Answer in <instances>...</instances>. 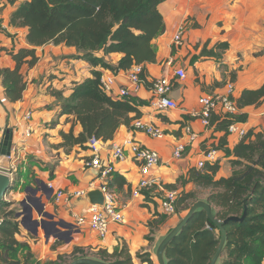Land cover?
I'll list each match as a JSON object with an SVG mask.
<instances>
[{
    "label": "crops",
    "instance_id": "1",
    "mask_svg": "<svg viewBox=\"0 0 264 264\" xmlns=\"http://www.w3.org/2000/svg\"><path fill=\"white\" fill-rule=\"evenodd\" d=\"M14 1L16 3L0 0L1 67L14 65V60L8 51L30 46L26 38L27 28L10 24L13 10L22 0ZM159 9L164 17L166 30L154 40L157 50L156 61L146 64V67L149 76L153 79L163 75L172 78L170 95L179 102L180 109L158 111L147 105L141 107L142 118L156 123L166 131L167 135L162 140L151 138L142 131H133L123 125L115 136L107 141L109 144L112 142L122 144L128 136L134 134L144 145L158 148L162 162L153 172L160 179V183L166 185L176 183L178 177L186 175L191 167L197 168V162L202 158L203 153L216 148L225 134L224 131L216 129L218 120L212 125L203 124L199 116L201 107L198 98L202 95L222 93L229 83L235 86V97H239L244 89H256L264 84V0H163ZM182 23L187 30L184 43L176 45L173 36ZM222 41H227L229 47L225 51L217 49L221 54L219 58L202 55L205 49L216 50L215 45ZM38 54L40 59L34 67L25 64L22 68L27 81L22 99L10 102L0 77V150L4 131L7 128L14 129L12 155L1 156V164L5 169H10L9 173L7 170L5 173L17 178L18 174L28 172L29 177H32L31 172L34 171L37 185L41 188L49 187V184L55 189L68 191L77 189L89 191L100 188L99 182L95 187L91 185L93 180H96L98 172L86 169L83 165L85 157L90 154L89 149L75 148L67 153L59 145L63 141L60 131L70 130L73 126V116L68 118L67 115L62 114L61 102L51 93V89L55 88L63 91L64 96H70L77 82L91 76V66L85 60L75 58L78 52L71 46L49 43L38 48ZM102 54L101 52L100 55ZM195 57L198 58L194 60ZM120 58L121 54L118 53L107 56V59L113 62H117ZM178 68L186 69L185 79L175 75ZM99 69L111 73L106 69ZM115 76L117 86L128 83L125 73ZM151 94L146 87L139 96L147 100L151 98ZM30 111L32 117L27 120L25 116ZM242 111L248 113L245 124L249 129L264 132V103L258 107H246L240 110L239 114ZM188 124L197 131L198 137L189 146L184 158L176 160L172 156L173 145L184 137V128ZM28 127H31L33 132L29 139H25L24 134ZM74 128L76 131L82 129L79 124L74 125ZM226 134L228 147L233 149L239 140L229 135L227 131ZM217 156L220 169L216 178L231 176L232 156H226L223 149H217ZM114 164L115 174L111 176L109 189L115 193L126 221L112 224L104 238L89 227L78 226L72 221L75 225L72 243L93 251L107 249L112 253L120 246V242L124 241L130 249L134 262L144 264L137 257V253L150 252L155 259L158 245L167 234L164 229L159 230L154 227L152 231L149 226L150 221L159 218L158 212L163 213L159 203L164 191L159 185H154L149 189H142V194L136 197L133 190L141 177L138 164L132 158L123 162L114 160ZM120 179L126 181L122 186L117 182ZM23 182L24 179H21V183ZM198 187L200 186L191 182L185 189L191 191ZM14 188L15 186L7 193L9 201L13 202L12 206L16 201L20 203L23 196H26L22 192L21 184L17 189ZM180 190L178 189V192ZM38 196L42 197L46 210L55 215L56 220L69 219L63 215L67 211L66 214L76 221L70 210L78 212L91 205L86 195L72 200L69 209L65 206V202L57 204L53 198L48 199L42 190L39 191ZM50 206L53 210L49 208ZM55 208L58 209L59 214L55 213ZM34 217L40 219L37 211H34ZM22 229L26 231L25 228ZM44 234V229L40 228L34 240L42 236L41 242L44 241L47 250L52 253L55 251L52 246L56 245L57 240L54 235L46 238ZM148 236L152 240L148 239ZM17 239L32 243L24 233L17 234ZM58 250L56 249L57 252ZM56 254L54 257L57 256ZM52 258L48 257L47 260ZM37 260L42 259L39 257Z\"/></svg>",
    "mask_w": 264,
    "mask_h": 264
},
{
    "label": "trees",
    "instance_id": "2",
    "mask_svg": "<svg viewBox=\"0 0 264 264\" xmlns=\"http://www.w3.org/2000/svg\"><path fill=\"white\" fill-rule=\"evenodd\" d=\"M16 3L14 0H10ZM163 0H22L13 10L10 24L27 28L29 47L8 51L14 60L11 67H1L0 77L10 102L22 99L27 87L22 68L25 64L34 67L40 56L38 48L52 43L75 47L77 59L85 60L91 66V76L77 82L70 96L55 88L51 93L62 104V114L73 116V126L69 131H60L59 144L66 152L77 148L87 150L92 138L112 139L118 129L125 125L132 129V123L142 118L141 107L149 106L150 99L139 95L114 98L101 83L104 73L101 69L118 74L128 71L134 65H142L141 77L150 88L153 78L149 76L146 64L156 61L157 50L154 40L166 30L164 17L159 9ZM227 41L218 42L216 50L205 49L202 55L219 58L218 50H226ZM103 53L100 55V53ZM111 53L121 54L117 62L107 59ZM198 57H195L196 60ZM235 79V76H234ZM237 107L243 110L249 106L264 103V84L256 89H244L235 97ZM211 115L210 124L217 120L216 129L225 132L216 149H223L226 156H232L230 163L233 173L229 177L216 178L220 169L218 160L207 162L203 169L191 167L186 175L178 177L176 183L164 185L177 190L176 213L189 211L200 200L196 190L186 191L189 183L212 192L203 200L213 206L214 214L221 220L229 216H239L247 211L241 221L225 224L227 241L217 264H264V132L249 129L233 149L228 147L227 128L233 121L246 122L248 113ZM82 129L76 131L74 125ZM112 172L106 179L111 188ZM119 178V177H117ZM119 186L125 179L117 181ZM12 202L4 200L0 205V261L1 264H41L34 260L28 241L17 239L22 234V226L17 211L7 210ZM161 203H159L160 206ZM159 216L163 213H157ZM150 221L153 231L165 217ZM205 210L198 209L186 228L173 240L166 250L167 264H210L220 242L221 233L208 226ZM148 239L152 240L148 236ZM61 243V241H57ZM91 251V252H89ZM72 259L91 256L111 264H136L128 245L122 241L110 253L107 249L93 251L76 246ZM137 257L144 264H158L150 252H138ZM51 260L45 264H63ZM65 264V263H64ZM70 264V263H66Z\"/></svg>",
    "mask_w": 264,
    "mask_h": 264
},
{
    "label": "built area",
    "instance_id": "3",
    "mask_svg": "<svg viewBox=\"0 0 264 264\" xmlns=\"http://www.w3.org/2000/svg\"><path fill=\"white\" fill-rule=\"evenodd\" d=\"M186 27L180 24L173 36V42L176 45L184 43V36L186 34ZM143 71L142 65H134L125 73L128 79L127 84L117 86L116 76L118 74L103 73L101 76V83L104 89L114 98H121L127 95H140L141 91L146 88L144 79L141 77ZM175 75L181 79L187 77L186 69L178 68ZM149 91L152 93L149 98V107L158 111H177L180 109L179 102L171 95L172 78L169 76H161L154 78ZM235 86L229 83L227 88L215 95H202L198 98V104L201 107L200 117L204 125L210 124V117L213 113L216 114H238L240 109L237 107L235 99ZM196 115V113H194ZM32 117L31 111L25 116L27 120ZM133 131H142L151 138L163 139L166 137V131L154 122L148 121L144 118H139L132 123ZM184 137L173 145L172 156L176 160L183 159L189 146L197 139L198 133L192 129L190 124L186 125ZM33 129L28 127L25 131V139H29L32 135ZM249 132V128L245 122L233 121L227 128V133L237 140L243 139ZM90 154L85 157L83 165L86 169L96 170L98 175L96 180L91 183L92 186H100L105 195L104 205L91 204L88 208L81 212L76 210L72 212L76 218L78 226H86L95 231L100 237L104 238L108 234L109 228L113 223H124L126 216L123 209L120 208L116 195L112 192L106 184L107 177L115 172V161H126L129 158L133 159L140 169L141 177L137 187L133 190V194L138 197L142 194V189L151 188L154 185H159L162 191L165 192L164 197L160 200L161 211L167 213H175V201L178 196L177 190L167 189L160 179L154 175L153 170L157 169L162 162L160 152L152 147L144 145L138 140L134 134L128 136L122 144L112 142L96 137L89 142ZM4 156V155H2ZM218 159L217 149L211 148L203 153L202 158L197 162V168L203 169L207 162L215 163ZM9 173L10 169H5L1 164L0 157V172ZM13 170V169H12ZM164 186V187H163ZM49 187L53 188V200L57 204L66 203L67 208H71L72 200L79 199L86 195V189H77L68 191L65 189H55L52 184ZM87 211V212H86ZM77 212V213H76ZM86 212V214H84Z\"/></svg>",
    "mask_w": 264,
    "mask_h": 264
},
{
    "label": "water",
    "instance_id": "4",
    "mask_svg": "<svg viewBox=\"0 0 264 264\" xmlns=\"http://www.w3.org/2000/svg\"><path fill=\"white\" fill-rule=\"evenodd\" d=\"M13 142H14V129H6L3 133L2 139V147L0 150V157L11 156L13 150ZM16 178L11 176L8 173L0 172V205L5 200L7 193L13 188L15 184ZM42 190L43 193H46L48 199L52 198L53 188L45 187L41 188H27L26 192L31 193L28 194L26 199L21 201V205L23 209L17 213V216L21 218V225L31 231L33 234L38 235V231L40 228H43L45 231V235L49 238L52 235V232L48 229L54 230V237L57 239H62V228L68 230L69 234H72L73 228L75 225L72 223H68L63 219H55V215L49 213L46 210V205L42 201V197L38 196L39 191ZM87 198L89 199L91 204L104 205L105 203V195L101 188L90 189L86 193ZM198 209L205 210L208 218V226L211 228H217L221 233L220 242L217 246V249L212 257L210 264H217L218 260L223 254L225 244L227 241V230L225 224L230 221H241L246 217L247 211L239 216H229L224 220L219 219L213 211V206L206 200L200 199L196 201L192 207L189 209L187 214L183 216L178 224L173 227L160 241L157 251L156 257L158 260V264H167L166 262V250L168 246L173 242V240L186 228L189 222L194 217L196 211ZM34 211H37L38 215L42 219H35ZM72 236L67 240L70 241ZM70 264H111L102 259L84 256L74 259Z\"/></svg>",
    "mask_w": 264,
    "mask_h": 264
},
{
    "label": "rangeland",
    "instance_id": "5",
    "mask_svg": "<svg viewBox=\"0 0 264 264\" xmlns=\"http://www.w3.org/2000/svg\"><path fill=\"white\" fill-rule=\"evenodd\" d=\"M192 126V125H191ZM192 129L194 130V128L192 127ZM195 132H197L196 130H194ZM159 140H162V139H159ZM24 144V143H23ZM150 147V146H149ZM152 148H156V147H153V146H151ZM156 149H158V148H156ZM120 162V161H119ZM45 164V163H44ZM46 165V164H45ZM33 166V165H32ZM31 170V169H30ZM31 174H32V177H29V174H28V172H24V173H20V174H18L17 175V178H16V181H15V184H14V186H15V188L14 189H17V187H19L20 186V184L23 186V188H22V192L26 195L25 197L23 196V199H21V201L22 200H24V199H26V197H27V195L28 194H30V195H32L31 193H27L26 192V189L27 188H38L39 187V185H37L38 183L36 182V174H35V172L33 171V172H31ZM21 179H24V182L23 183H21ZM33 184V185H32ZM13 186V187H14ZM196 192H197V197L199 198V199H204V198H207L208 196H209V194L212 192V189L211 188H203V187H198L197 189H196ZM164 195H165V192H164ZM164 195L161 197V199L164 197ZM160 199V200H161ZM5 200L6 201H9V199H8V194L6 195V198H5ZM163 200V199H162ZM21 201H20V203L19 202H14V206H12V203H11V205L10 206H7V210H10V207H13L12 209H14L15 211H17V213L19 212V211H21L22 209H23V207H22V205H21ZM11 202V201H10ZM50 209H52L53 210V207L52 206H50L49 207ZM47 211H49V210H47ZM55 213L56 214H59L60 212L58 211V209H56L55 208ZM81 212L82 213V211L83 210H78V212ZM59 212V213H58ZM87 212V211H86ZM86 212L84 213V214H86ZM187 212H188V210L187 211H184V212H182V213H167V212H165L164 210H163V214L162 215H164L163 217H165V219L163 220V222H161L160 224V226L158 225V226H156L159 230H161V229H164L167 233L173 228L172 226L173 225H175L176 223H178L179 222V220L183 217V216H185L186 214H187ZM67 211H65V213H63V215H66V217H68L69 219H67V218H64V221H66V222H68V223H72L73 225H74V223L73 222H76L73 218H71V217H69L67 214ZM162 215H160L159 216V218L158 219H161V217H162ZM17 216V215H16ZM20 219V221H21V218H19ZM37 219V218H36ZM40 219H42L41 217H40ZM39 219V220H40ZM73 221V222H72ZM20 224H21V222H20ZM114 224V223H113ZM112 225V224H111ZM22 226V225H21ZM82 227H86V226H82ZM22 228H24L23 226H22ZM26 229V228H25ZM49 231H51L52 232V235L54 234V230H52V229H48ZM22 231H23V233H24V236H26V238L29 240V241H31L32 243L30 244V246H31V248L33 249L32 250V252H33V254H34V260H36L37 261V259L39 258V257H41V264H45L46 262H48V261H51V260H57V261H60L58 258H59V256L61 255L63 258H62V261H61V263H71L72 261H73V259H72V252L74 251V249H75V247L76 246H78V245H76V244H73L72 242H73V234H69V232H67L68 230H65V229H63L62 228V236H63V238L61 239V240H59V239H57L56 237V240L57 241H61V243H57V241H56V245H54V246H52V249L53 250H55V251H53L52 253H51V251H49V250H47L48 248L46 247V245H44V241H43V243L41 242V238H42V236H39L38 238H37V240H34L35 239V237L34 236H38V235H33V233L31 232V231H29L28 229H26V231L25 230H23L22 229ZM64 233H66L65 235H64ZM73 233V232H72ZM96 233V232H95ZM72 236V238H71V240L68 242L67 240L70 238ZM44 237H45V234H44ZM47 238V237H46ZM24 241H27V240H24ZM66 242V243H65ZM51 244L53 243V242H50ZM158 243V242H157ZM44 246H45V248H44ZM60 248V249H59ZM56 249L58 250V252L56 251ZM35 252V253H34ZM56 252H57V254H56ZM61 252V253H60ZM89 252H91V251H89ZM57 255L56 257H54V255ZM45 255V256H44ZM43 256V257H42ZM48 257H53L52 259H49V260H47V258ZM155 259H156V261H157V263H158V260H157V257H156V255H155ZM0 264H1V261H0Z\"/></svg>",
    "mask_w": 264,
    "mask_h": 264
},
{
    "label": "flooded vegetation",
    "instance_id": "6",
    "mask_svg": "<svg viewBox=\"0 0 264 264\" xmlns=\"http://www.w3.org/2000/svg\"><path fill=\"white\" fill-rule=\"evenodd\" d=\"M66 233H64V235H65Z\"/></svg>",
    "mask_w": 264,
    "mask_h": 264
}]
</instances>
